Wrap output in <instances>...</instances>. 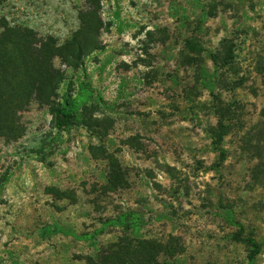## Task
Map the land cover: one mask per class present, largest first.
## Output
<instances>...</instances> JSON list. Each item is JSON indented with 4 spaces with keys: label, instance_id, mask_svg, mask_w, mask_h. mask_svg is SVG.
I'll return each instance as SVG.
<instances>
[{
    "label": "rangeland",
    "instance_id": "rangeland-1",
    "mask_svg": "<svg viewBox=\"0 0 264 264\" xmlns=\"http://www.w3.org/2000/svg\"><path fill=\"white\" fill-rule=\"evenodd\" d=\"M85 7L7 0L0 32L62 45ZM98 14L99 49L78 69L54 61L59 95L87 88L79 122L57 130L32 102L23 136L0 139V264H86L130 232L81 236L127 211L140 238L178 251L161 263L247 264L241 226L264 264V0H102Z\"/></svg>",
    "mask_w": 264,
    "mask_h": 264
},
{
    "label": "trees",
    "instance_id": "trees-1",
    "mask_svg": "<svg viewBox=\"0 0 264 264\" xmlns=\"http://www.w3.org/2000/svg\"><path fill=\"white\" fill-rule=\"evenodd\" d=\"M7 0H0V5ZM102 0H85L86 7L79 11V28L64 44L59 45L52 37H40L23 26L1 24L0 32V139L17 140L23 136L24 128L19 116L32 102L48 106L52 114L53 127L65 131L80 120V110L88 99L87 88L79 83L72 94L67 87L62 95L58 90L65 80V73L56 68L57 59L67 68L78 69L90 53L99 49V34L103 23L98 10ZM226 135L225 126L218 122L213 133V143L219 146ZM109 182L120 186V173L112 165ZM109 228H120L130 232L129 236L100 248L95 258L88 257L86 264H176L161 263L159 258L172 257L175 248L155 240H145L138 236L139 217L127 211L114 218H107L92 234L81 238L90 240L103 235ZM234 242L243 243L248 248L247 264H255L261 251L260 244L251 236L243 235L238 226L232 236Z\"/></svg>",
    "mask_w": 264,
    "mask_h": 264
}]
</instances>
